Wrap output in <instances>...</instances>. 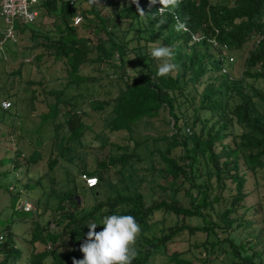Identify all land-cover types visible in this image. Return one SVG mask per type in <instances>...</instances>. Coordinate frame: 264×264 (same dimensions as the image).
<instances>
[{
  "label": "trees",
  "instance_id": "16d2710c",
  "mask_svg": "<svg viewBox=\"0 0 264 264\" xmlns=\"http://www.w3.org/2000/svg\"><path fill=\"white\" fill-rule=\"evenodd\" d=\"M84 1V7L76 1L81 8L80 25L89 28L92 37L79 36L77 28L67 22V17L73 13V6L67 0L40 2L36 6L37 12L40 10L55 17V20L51 28L42 33L29 29V37L33 42L32 48L42 46L52 54L53 59L63 61L66 84L85 79L80 73L84 64L91 63L95 71L102 72V64H112L117 71L122 84L116 95L110 101H89V106L100 111L109 108L104 126L112 136L114 132L127 131L125 143L119 145L111 142L114 146L112 152L98 159L94 169H83L81 174L98 177V185L113 184L105 173L117 166L116 174L119 177L116 182L121 183L122 187H114L112 193L99 199L98 185L87 188L83 183L95 201L86 210L77 212L74 208L73 211L60 214L63 223L60 233L45 239L33 232L29 264H44L47 256L51 257L49 264H72L73 258H83L79 248L86 238L87 224L90 222H98L107 215H132L139 223L142 235L149 229L152 223L150 219L157 211L172 213L178 220L157 238H144L142 245L137 242L138 256L132 264H150L153 255L158 253L167 257L166 264H195L193 259L181 252L167 253V243L184 231L215 234L213 240L200 245L202 254L228 249L231 258L227 264H258L259 252H248L240 241L235 243L230 232L233 225L246 224L240 223V218L228 216L240 206L238 204L242 199L240 189L244 179L239 173L238 158L251 172L264 166V90L242 83L244 77L252 81L264 80V0H181L179 7L168 9L163 14L158 13V7H161L158 2L151 4L150 0H139L145 15L137 12L131 0L123 4L119 11L111 9L108 14L101 13L97 3L89 5L88 0ZM102 1L113 6L122 3L121 0ZM112 15L115 20L124 15L137 24L140 19L142 23L139 26L143 29L139 30H143L145 37L141 38L136 28L134 37L142 39L143 43L137 44L134 49L149 40L170 45L174 55L181 59V69L172 76L160 78L156 76L157 68L153 70L150 64H143L144 70L127 76L125 68L131 62L127 32L121 33L115 29ZM178 25L183 27L177 30ZM192 35L198 39H192ZM254 36H257V42L244 60L240 78L233 79L226 72H221V68L233 61L230 57L232 50L240 49ZM173 42H177V46H172ZM221 50L225 53L221 54ZM114 55L119 61L117 64L110 62ZM34 57L38 60L40 54ZM137 57H142V54H137ZM0 60H3L2 57ZM257 64H262L261 68L255 69ZM199 85H202L200 90L197 88ZM242 86L247 90L244 91ZM52 92L58 94L56 90ZM194 98L197 99L195 105ZM57 105L56 100L47 105L45 114L52 117L53 121L58 115ZM63 108L62 122H56V126L64 123L67 137L78 138L84 128L80 115H76L68 104L63 105ZM161 109L167 112L172 132L151 140L153 147L147 152L144 170L149 173L147 179L151 183L150 196L146 199L141 191L136 190V184H126L127 176L122 171L127 170L128 179H131L134 170L130 160L141 159L139 150L148 146L145 140L134 138L132 126L157 116ZM201 111L207 115L200 116ZM235 128L240 131L235 133ZM227 137L231 139L232 146L222 144ZM157 142L160 145H155ZM215 143L221 145L218 152L213 150ZM35 157L38 156L31 155L29 161ZM55 162V158L49 159L48 166L51 168ZM226 179L234 183L235 193L224 208L214 209L224 201L220 190L226 186ZM143 180V177L138 178V182ZM72 195H68L67 200L77 207ZM182 198L186 199V204ZM64 207L65 204L60 202L57 211H65ZM212 210L220 217V224L211 223L207 218L208 211ZM190 218L199 219L200 224H186L185 221ZM100 230L102 226L97 228V231ZM217 230L222 233L218 237ZM64 234L70 238L72 246L69 249L66 243L60 241ZM6 235L7 238L3 236L0 242V254H3L0 264H6L8 259H16L20 253L10 236ZM45 243H48L46 249H39L38 245L44 246ZM59 246L63 250L57 252ZM199 264H206V258H202Z\"/></svg>",
  "mask_w": 264,
  "mask_h": 264
},
{
  "label": "rangeland",
  "instance_id": "374dc122",
  "mask_svg": "<svg viewBox=\"0 0 264 264\" xmlns=\"http://www.w3.org/2000/svg\"><path fill=\"white\" fill-rule=\"evenodd\" d=\"M76 1H79L81 6H86L84 0ZM128 1L130 0H121L122 3L118 2V5L113 6L105 4L102 0H97V4L101 13L108 14L111 9L119 11L123 8L122 5ZM71 5L73 13L69 18L67 17V22L77 28L79 36L92 37L91 30L80 25L82 20L80 19L79 4L75 2ZM54 20L55 17L46 15L40 10L34 21L28 25L14 20L13 28L17 41L14 44L5 43L4 57H2L3 60H0V101L11 102L8 108L0 107V233L5 239L8 234L13 245H16L20 252L16 259H8L6 264H29L30 241L33 232L48 239L53 234L61 232L63 223L60 214L73 211L74 208V211L79 212V210H86L92 205L95 199L93 194L84 188L83 180H81L82 170L94 169L98 159L104 155L107 157L108 153L112 152L114 146L111 145V142L123 145L128 134L127 131L120 130L117 133L114 132L115 136H112L104 126L109 108L100 111L93 110L89 106V101L93 100L107 99L110 101L118 92L122 82L111 63L109 66L101 65V68L104 69L103 72L95 71L91 63L84 64L80 68V73L85 79L78 83L66 84L67 79L64 77L66 68L63 61L53 59L52 54L42 46L32 48L33 42L29 37V29H36L42 33L51 28ZM111 20H115L114 15ZM139 23L140 25L142 23L140 19L137 24L135 21H129V18L124 15L118 16L115 20V29L121 33L127 32V47L130 50L129 57L131 58L130 66L125 68L127 76L138 73L140 69L144 70L143 64H150L154 70L159 63L150 57L148 47L150 43L159 44L158 42L149 40L138 49H134L137 44L143 43L142 39L137 40L134 37L136 28L137 34L141 38L145 37L143 30H139L143 29ZM5 25H7V20L0 17V29H3ZM38 41L41 39L38 38ZM256 42L257 36H254L240 49L232 50V54L229 56L233 58V61L230 64L225 61V64L228 65L221 68V72H226L233 79L240 78V74L244 70V60ZM177 44V42H173L171 45L177 46ZM163 46L170 47L165 44ZM181 51L185 50L181 49ZM224 53L225 51L221 50V54ZM37 54H40L38 60L34 57ZM137 54L139 56L142 54V57H137ZM174 57V62L178 64L180 70L181 59L176 55ZM110 62L117 64L119 61L114 55L113 61ZM261 66L262 64H257L254 68L258 69ZM242 83L243 85L249 83L255 88L264 90V80L261 79L252 81L248 77H244ZM197 88L200 90L202 85ZM243 89L247 90L245 86ZM53 90L58 91V94H54ZM55 100L59 109L58 115L53 121V118L45 113L48 110L47 105ZM65 104H68V107L70 106L76 115H80L79 118L84 128L78 138L67 137L64 123H59L56 126V122H62L61 112L64 110L63 105ZM195 104H197L196 98H194ZM206 115L201 111L200 116ZM167 119L169 117L166 110L161 109L157 116L132 126L131 134L134 138L145 140L148 146H145L142 151L139 150L141 159L130 160L134 170L131 179H128L127 170L123 169L122 172L127 176L126 184H136V190L141 191L146 199H149L150 196L148 195L150 182L147 179L149 173L144 171L147 152L153 147L152 138L164 134L170 135L172 132L171 122ZM52 122L55 123L52 124ZM239 131V128L234 129L235 133ZM222 144L232 146L231 139L227 137ZM155 145H160V143L157 142ZM220 146L215 143L214 152H218ZM31 155L38 157L29 161ZM51 158H55L56 162L50 168L48 160ZM238 166L239 173L244 179L240 189L242 199L238 204L240 206L236 207L228 217L240 218L239 222L246 225L237 227L233 225L230 232L235 243L240 241L248 252H259L260 261L258 264H264V166L251 172L245 167L240 157ZM117 168L114 166L105 173L113 184L98 185L99 199L112 193L114 187L116 189L122 187L121 183L116 182V178L119 177L116 174ZM139 177H143L144 180L138 182ZM134 180L137 182L135 183ZM225 184L226 186L220 190L224 201L217 204L214 209L224 208L235 193L234 183L226 179ZM71 193L74 194L72 199L76 200L77 207L67 200ZM182 201L184 204L187 203L184 198ZM60 202L65 204V211H57ZM23 203L28 205L30 211L23 212L18 209ZM207 218L211 223H221L220 217L213 210L208 211ZM177 220L172 213L155 212L150 219L152 223L149 229L139 236L137 242L142 245L144 238H157L166 232V228L173 226ZM185 223L195 226L200 224V220L190 218ZM216 234L218 237L222 233L217 230ZM214 237L215 234L210 232L189 233L184 231L174 237L172 242L167 243V253L181 252L182 255L193 259L195 264H199L202 258H206V264H227L231 258L228 249L225 251L218 249L219 253L214 252L209 255L201 253L200 245L213 240ZM60 239L61 242L66 243L68 249L71 248L72 244H70L67 234L62 235ZM47 246L48 243H45L44 246L43 244L38 245L39 249L43 247L46 249ZM62 248L59 246L56 251L60 252ZM2 257L3 254H0V259ZM48 258L51 257L47 256L43 262ZM166 262L167 257L158 253L153 255L150 264H166Z\"/></svg>",
  "mask_w": 264,
  "mask_h": 264
},
{
  "label": "clouds",
  "instance_id": "9594fccd",
  "mask_svg": "<svg viewBox=\"0 0 264 264\" xmlns=\"http://www.w3.org/2000/svg\"><path fill=\"white\" fill-rule=\"evenodd\" d=\"M157 2L161 5L160 8L158 7V13L163 14L168 9L179 7L181 0H150L151 4ZM96 3L97 0H88L89 5ZM131 3L136 5L140 15H145L139 0H131ZM182 27L183 25H178L177 30ZM148 47L150 57L159 62L157 77H169L179 70L178 64L174 62V52L170 47L157 43H150ZM98 183V177H93L88 182L89 187H94ZM100 226L102 230L97 231ZM87 228L86 238L79 248L83 258H73L72 264H132V261L137 258L136 243L141 235V227L134 216L107 215L98 222H90ZM49 259H46L44 264H48Z\"/></svg>",
  "mask_w": 264,
  "mask_h": 264
},
{
  "label": "built area",
  "instance_id": "2783aa9c",
  "mask_svg": "<svg viewBox=\"0 0 264 264\" xmlns=\"http://www.w3.org/2000/svg\"><path fill=\"white\" fill-rule=\"evenodd\" d=\"M43 0H0V17L7 20V25L3 29H0V57H4V46L6 42L11 44L15 43L16 35L13 28V21L16 20L22 24H29L34 21L37 15L36 6ZM69 3L74 4L76 0H67ZM192 39H198L195 35H192ZM231 59V58H229ZM10 102L7 100L0 101V107L8 108ZM95 176L81 175L85 187H89V180ZM20 208V207H19ZM23 211L28 210L29 207L26 204H21ZM3 240V235L0 234V242Z\"/></svg>",
  "mask_w": 264,
  "mask_h": 264
}]
</instances>
